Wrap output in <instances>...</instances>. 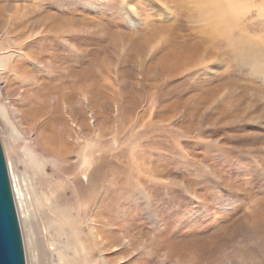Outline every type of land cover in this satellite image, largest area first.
Returning a JSON list of instances; mask_svg holds the SVG:
<instances>
[{"label":"rangeland","instance_id":"rangeland-1","mask_svg":"<svg viewBox=\"0 0 264 264\" xmlns=\"http://www.w3.org/2000/svg\"><path fill=\"white\" fill-rule=\"evenodd\" d=\"M0 56L26 264H264V0H0ZM20 82L62 96L59 156L24 129Z\"/></svg>","mask_w":264,"mask_h":264},{"label":"bare ground","instance_id":"bare-ground-1","mask_svg":"<svg viewBox=\"0 0 264 264\" xmlns=\"http://www.w3.org/2000/svg\"><path fill=\"white\" fill-rule=\"evenodd\" d=\"M17 8V7H16ZM14 9L11 14L8 12L9 15L7 20H6V24L5 22H2L4 23V25L6 26V29L5 31L3 32L4 34H7L9 35V38L12 40V42L14 43V45L17 47V48H20V40H22V38H24V36H29L30 35V32H28V27H27V22L26 21H20L21 20V14L23 15L24 13V9ZM6 13V12H5ZM6 15V14H5ZM2 19V18H1ZM5 19V18H4ZM31 26V25H30ZM30 26H29V29H30ZM33 27V26H32ZM5 28V27H4ZM33 29V28H32ZM31 30V29H30ZM41 32H42V35H45V36H48V34L50 33L49 30H46V27L43 26L40 28ZM6 49V48H5ZM12 49V48H10ZM16 49V48H15ZM4 50V49H3ZM17 50V49H16ZM18 50H21V49H18ZM8 51V50H6ZM10 51V50H9ZM24 52V51H23ZM22 52V53H23ZM18 53H21L20 51ZM13 54V53H11ZM6 57V55H5ZM1 58V56H0ZM7 58V57H6ZM10 58V57H9ZM9 60V59H8ZM15 63L14 64V69L13 71L15 72V74L18 73V70L16 69L17 67H20L22 69L23 66H20L21 65V62L19 61H14ZM10 63V62H9ZM12 64V66H13ZM263 64V63H262ZM10 65V64H9ZM264 65V64H263ZM26 66V65H25ZM4 67V66H3ZM10 67V66H9ZM27 67V66H26ZM19 69V68H18ZM25 69V68H24ZM26 70V69H25ZM24 70V71H25ZM21 71V70H19ZM30 71V70H29ZM27 72H28V69H27ZM26 72V73H27ZM29 73V72H28ZM31 73V72H30ZM30 76V75H29ZM38 78V77H37ZM33 79V78H32ZM21 84V82H20ZM18 85V84H17ZM16 87V86H14ZM21 88L22 89V93L20 95V98L19 100L16 99V102H17V105H18V109H17V112L18 114L20 115L21 118L25 119L26 120V126L28 124V127H25L24 129H29L32 133H34L35 135V143L36 145L40 148V150L42 151V153L46 156V157H49L51 155H54V156H59V150L56 149L55 147H53L54 145H52V138L50 135H48V132L45 133V130H52L51 128L53 127V121H54V114L55 112L57 111L56 110V107H54V109H50V107L48 106L47 102H45L44 98L47 96V94H51V93H55L56 96H55V104L56 106L58 105V100L59 99H62V96L59 95L56 91H36L34 92V94H30L29 93V89L28 88H24V86H22L21 84ZM17 89V87L15 88ZM19 96V95H18ZM47 100V99H46ZM50 100V99H49ZM59 113V111H57ZM0 116H1V112H0ZM59 116V115H58ZM2 119V116L0 117ZM22 119V120H23ZM56 120V119H55ZM58 122V121H57ZM21 124V123H20ZM1 122H0V126H1ZM3 126V125H2ZM4 127V126H3ZM4 130H7L6 127H4ZM56 130V129H55ZM54 130V132H56ZM7 133V132H5ZM51 133V131H50ZM33 135V136H34ZM52 135V134H51ZM11 137V138H10ZM5 138V137H4ZM54 138V137H53ZM7 139V138H6ZM9 140L12 139V136H11V133L9 135ZM7 139V140H8ZM33 140V139H32ZM6 141V140H5ZM34 145V144H33ZM39 150V149H38ZM39 151V152H41ZM42 155V154H41ZM43 157V155L41 156ZM45 157V159H46ZM14 158V157H13ZM13 160V159H12ZM87 163V162H86ZM8 174H9V180H10V185H11V190H12V194H13V198H14V203L16 205V210H17V214H18V220H19V223H20V226H24L26 223H27V218L23 217L21 218L20 214H22V211L20 212L19 210V206L21 204L24 203V200H23V195L21 193V190L17 188V184H15L13 181H12V176H14V173H13V163H8ZM40 175V173H39ZM43 176V174H41ZM45 179V177H44ZM47 181L44 180V182ZM43 182V183H44ZM49 182V181H48ZM47 182V183H48ZM51 182V181H50ZM17 189V190H16ZM50 190V188H49ZM19 193L21 194L20 197H19ZM53 202V201H52ZM20 204V205H19ZM19 205V206H18ZM25 205V204H24ZM52 205V204H51ZM50 205V207H51ZM24 210V209H23ZM51 211V210H50ZM27 213V212H26ZM47 213V212H46ZM23 215V214H22ZM26 215V214H25ZM45 219L46 221L50 220L51 221H54V217H56L57 215H55L54 213H47L45 214ZM47 230V228L45 227L44 229V232ZM41 232V231H40ZM42 232V233H44ZM41 234V233H40ZM34 237L29 234V233H23V240H24V244H25V247L27 246L28 248L32 249V244L34 243L35 244V249L37 251L38 254V259L39 261L40 260V257L42 256H39V250H40V253L41 251H43L46 255V247H45V250L43 249V246L40 245V242H37L38 239H36V235L34 234ZM47 237V236H45ZM48 238V237H47ZM45 240V239H44ZM39 243V245H38ZM63 251H65V248H61ZM29 250V249H28ZM54 252L53 250H51V253ZM43 255V258L44 256ZM46 258V261L48 262L47 260V257L45 256ZM34 260H36V256L34 255ZM44 261V260H42ZM45 261V262H46ZM41 263V262H40ZM32 264H35V262H33ZM48 264H51V263H48ZM68 264H71V263H68Z\"/></svg>","mask_w":264,"mask_h":264},{"label":"water","instance_id":"water-1","mask_svg":"<svg viewBox=\"0 0 264 264\" xmlns=\"http://www.w3.org/2000/svg\"><path fill=\"white\" fill-rule=\"evenodd\" d=\"M0 264H26L18 215L0 144Z\"/></svg>","mask_w":264,"mask_h":264}]
</instances>
